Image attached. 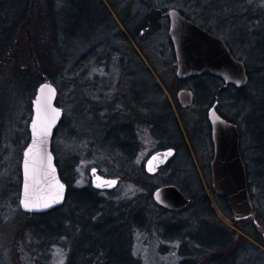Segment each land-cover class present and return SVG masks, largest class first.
Listing matches in <instances>:
<instances>
[{
    "label": "rangeland",
    "instance_id": "1",
    "mask_svg": "<svg viewBox=\"0 0 264 264\" xmlns=\"http://www.w3.org/2000/svg\"><path fill=\"white\" fill-rule=\"evenodd\" d=\"M102 2L105 20L99 21L96 16L85 20L73 39L58 40L55 44L49 42L47 53L43 55L38 54L30 43L17 40L15 48L4 54L5 63L0 64V264H66L71 249L66 240L47 245L34 237L27 225L31 215L19 207L20 162L29 141L28 125L35 94V89L28 95L22 83L18 86L15 67L22 65L35 77L44 76L56 89L55 104L62 110V118L53 131L50 149L58 170H63L60 177H69L71 187L87 186L90 185L88 171L90 167H96L100 174L116 177L117 187L111 191L114 200L126 204L138 196L135 197L138 205L130 204V207L146 209L148 225L138 228L133 223L130 227L131 249L142 264H178L182 245L190 241L189 234L195 232L200 221L205 219L201 217L198 205L203 196L213 210L212 215L206 212L207 217L224 230L235 231L241 244L249 243L264 254V226L254 218L234 222L229 209L211 188L209 164L213 153L205 120L209 103L194 96L192 106L182 112L183 120L179 118L176 93L180 88L194 92L193 81L176 78L167 18L159 15L150 19L157 11L176 9L185 18L221 38L235 58L257 73L256 70L260 71L262 67L261 61L255 52L248 51V46L252 33L255 39H264V0H117L116 8L107 0ZM38 68L41 71L45 68V75H39ZM153 96L154 99L158 97L162 105L164 99L178 118L190 156H185L179 147L168 165L148 176L142 173L144 162L159 148L152 139L147 117ZM258 103L257 87L248 83L240 95L234 90L226 91L218 101L217 111L234 118L238 128L247 132L248 108L252 107L249 114L251 112V124L255 126ZM127 123L132 125L136 145V153L130 160L124 159L118 150L109 152L103 147L109 129L113 125L126 127ZM258 127L264 132V120ZM124 132H127L126 128L122 134ZM118 134L117 142H122L124 138ZM109 138H113L112 133ZM245 143V137L241 138L240 146L243 144L246 148L244 155L247 154L250 160L252 152H248L250 149ZM255 155L264 158V147H260ZM71 158L75 165L68 175L64 166ZM191 166L197 175L187 171ZM250 170L254 176L256 170L252 165ZM257 172L262 182L264 175L261 170ZM166 184L179 189L184 187L186 191H180L192 206L174 211L157 206L152 193ZM199 186L202 189L200 195H196ZM149 188L152 189L150 193ZM250 195L254 209L264 212L259 191L252 186Z\"/></svg>",
    "mask_w": 264,
    "mask_h": 264
},
{
    "label": "trees",
    "instance_id": "2",
    "mask_svg": "<svg viewBox=\"0 0 264 264\" xmlns=\"http://www.w3.org/2000/svg\"><path fill=\"white\" fill-rule=\"evenodd\" d=\"M95 1L96 3L92 4L89 3V0L88 2L87 0H61L59 3H55L54 0H0V64L5 63L4 54L15 48L17 40L30 43L32 47L36 48L38 54L43 55L42 53H47L49 42L55 44L58 43V40L73 39L76 33L83 28L85 20L94 19L95 16L99 21L101 18L105 20L103 15L105 7L102 0ZM107 1L111 7L116 8L115 2L117 0ZM100 14L103 16L98 17ZM159 15L160 12L157 11V14L152 15L150 19L158 18ZM120 34L126 37L121 32ZM248 51L255 52L262 65L260 71L256 70L257 73L245 65L248 76L247 84L252 83L257 87V97L259 99V106L256 108L258 122L256 121L255 126L251 124L252 114L251 112L249 114V110L252 107H249L245 120L247 132L238 129L240 139L245 137V146L250 149L248 152H252V158L249 157L251 159L248 160L247 154L244 155L246 148H243V144L240 146V154L245 165L249 196L251 197L250 189L253 186L259 191L264 202V179L260 182L257 172L261 170V174L264 175V158L255 155L260 147H264V132H261L258 127V124L264 120V39L261 37L255 39L252 33L251 38H249ZM135 53L137 52L135 51ZM16 56L19 58L20 53ZM22 60L27 61L24 57ZM40 65L44 64L40 63ZM38 70H40L38 71L39 75H45L43 71L46 70L45 68L42 71L40 68ZM15 72L17 73V75L15 73V77L18 79L16 80L18 86L22 83L25 87L23 88L27 89L28 95H31L34 89L36 91L41 82L46 81L44 76L35 77L36 75L24 65L15 67ZM190 80L193 81V94L196 99H206L209 105L215 100L222 99L223 94L229 90H234L240 95L247 85L240 88L233 85L222 87L220 78L210 74H202ZM150 102L152 108L146 107L149 109L147 117L153 125L150 122H148V125L152 139L159 146L157 149L171 147L176 152L179 147H182L184 155L190 156V149L185 142L178 118L174 115L168 103L163 99L162 105L159 98L154 99V96ZM176 109L179 118L183 120L182 112L184 109L179 107L178 104ZM221 116L235 123L234 118L226 117L223 114ZM146 119L148 120V118ZM124 128L127 132L122 134ZM110 133H112L113 138H109ZM118 133L124 138L122 142H117ZM132 133L131 123H127L126 127L124 125L122 127L113 125L104 137L103 147L107 148L109 152L118 150L122 153L124 159L130 160L136 153ZM191 149L193 150L192 146ZM172 160L173 158L166 165ZM74 165L75 160L72 158L65 164L64 168L68 175H70L69 171L72 172ZM250 165L256 170L254 176L250 170ZM258 166L261 169L257 170ZM192 169V166L187 167V171L195 175L196 172ZM58 173L62 175L63 170L59 168ZM142 173L147 175L144 169ZM61 179L67 186L63 204L44 213L32 214L27 224L29 232L40 239L43 244L58 243L59 240L69 242L71 249L66 264H142L140 259L133 254L130 245L131 225L134 223L135 227L138 228L148 225V219L145 216L146 209L144 207L143 209H133L136 207L135 204L138 205V198H135L138 196L130 199L126 204H119V201L113 199L112 192L97 191L90 185L77 188L71 187L68 185V182H70L69 177L62 176ZM180 189L186 191L182 186ZM201 189V186H199L195 194L200 195ZM151 190L149 188L148 193ZM203 197L198 205L201 210V217H205V219L200 221L195 232L189 234L188 237L191 242L187 241L182 245L179 253L181 258L178 264H264V254L258 248L249 246V243L241 244L235 231L224 230L215 223V220L213 221L212 218L206 216L208 215L206 212L212 215L213 210L208 199L205 196ZM218 198L227 207L224 199L220 196ZM130 204H134L135 207L131 208ZM191 206L192 204L189 202L184 209ZM255 209L253 207V218L259 225L264 226V212H258ZM233 221L237 222L234 219ZM236 225L239 226L240 224L237 223ZM241 228L246 234L254 237L247 232V229ZM198 233L201 234L200 237Z\"/></svg>",
    "mask_w": 264,
    "mask_h": 264
},
{
    "label": "water",
    "instance_id": "3",
    "mask_svg": "<svg viewBox=\"0 0 264 264\" xmlns=\"http://www.w3.org/2000/svg\"><path fill=\"white\" fill-rule=\"evenodd\" d=\"M163 15L169 19L168 36L175 54L178 78L185 79L208 72L220 77L225 86L231 83L242 87L247 83L244 63L233 57L223 40L186 19L175 9H169ZM55 97V87L45 81L38 85L32 100V118L28 127L30 140L21 160L19 207L23 212H45L61 205L65 199L66 185L58 175L50 151L53 129L62 116V110L55 105ZM176 97L181 106L187 107L192 103L193 94L188 89H180ZM216 105L217 101H214L206 113L213 149L210 162L212 188L224 199L234 220L240 221L252 217L253 207L247 188L245 165L239 152V132L235 124L218 114ZM34 121L35 131L32 127ZM173 154L172 148L152 153L145 161V171L156 173ZM89 176L92 186L98 190H111L117 184L116 178L103 177L96 167L90 168ZM25 182L28 184L27 195ZM152 196L158 205L168 210L182 209L188 204L185 195L172 184L158 187ZM25 200L30 204L28 209L23 206L22 201Z\"/></svg>",
    "mask_w": 264,
    "mask_h": 264
},
{
    "label": "snow or ice",
    "instance_id": "4",
    "mask_svg": "<svg viewBox=\"0 0 264 264\" xmlns=\"http://www.w3.org/2000/svg\"><path fill=\"white\" fill-rule=\"evenodd\" d=\"M32 127H33V129H34V131H35V128H36V123H35V121L33 122ZM25 169H26V173H25V175L27 176V162H25ZM24 187H25V194L27 195V190H28V184H27V182H25ZM22 203H23V206H24L26 209L30 208V204L27 202V200L22 201ZM46 206H47V205H45V207H46Z\"/></svg>",
    "mask_w": 264,
    "mask_h": 264
},
{
    "label": "flooded vegetation",
    "instance_id": "5",
    "mask_svg": "<svg viewBox=\"0 0 264 264\" xmlns=\"http://www.w3.org/2000/svg\"><path fill=\"white\" fill-rule=\"evenodd\" d=\"M160 15H161V13H160ZM192 78H193V77H191V78L188 77V78H185V79H179V80H180V81H185V80H190V79H192ZM148 97L150 98V96H148ZM175 97H176V96H175ZM176 100H177V98H176ZM177 104L179 105V107H181V105L179 104L178 100H177ZM189 108H190V106H188V107H183V106H182V109H184V110L189 109ZM205 120H206V118H205ZM206 122H207V125H208V127H209L208 121H206ZM211 148H212V147H211ZM159 150H163V149H157L156 151H159ZM156 151H154V152H156ZM154 152H152V153H154ZM152 153H151V154H152ZM151 154H150V155H151ZM150 155H149V156H150ZM149 156H148V157H149ZM174 156H175V154H174ZM162 168H163V166L160 167V168L158 169L157 173H158L159 171H161ZM157 173H156V174H157ZM147 174H148L149 176H152V175L149 174V173H147ZM154 174H155V173H154Z\"/></svg>",
    "mask_w": 264,
    "mask_h": 264
}]
</instances>
